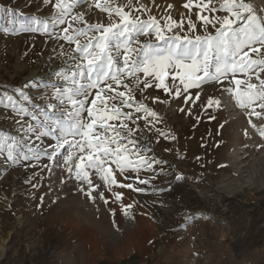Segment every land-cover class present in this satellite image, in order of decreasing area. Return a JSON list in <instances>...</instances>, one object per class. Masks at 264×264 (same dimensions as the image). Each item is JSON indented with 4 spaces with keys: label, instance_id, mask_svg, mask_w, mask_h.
Wrapping results in <instances>:
<instances>
[{
    "label": "rangeland",
    "instance_id": "374dc122",
    "mask_svg": "<svg viewBox=\"0 0 264 264\" xmlns=\"http://www.w3.org/2000/svg\"><path fill=\"white\" fill-rule=\"evenodd\" d=\"M142 2L162 23L167 5H173L168 11L174 19L190 15L197 24L195 34H203L198 9L183 8L186 0ZM246 2L264 18V0ZM0 6L16 9L17 20L43 19L54 12L43 0H0ZM98 15L102 20L106 16L95 9L89 13L92 21ZM8 19L0 12V25L9 27ZM173 31L192 35L186 19L183 29ZM61 45L69 51L64 41L43 32L4 33L0 28V96L7 91L19 98L16 89L29 82L61 83L55 72L65 61L71 63L60 54ZM227 86V81L206 80L179 98L155 85L146 90L145 102L159 117L155 129L166 135L154 129L141 143L161 163L139 173L142 179L155 177L147 185L125 180L118 172L116 177L144 192L117 186L109 190L93 172V182L100 185L93 202L79 190L81 182L69 178L65 153L55 162L41 156L15 165L0 156V264H121L132 257L136 259L129 264H264V137L259 134L264 119L250 118L249 109L238 106ZM24 91L42 103L38 89ZM186 95L192 99L186 101ZM155 96L167 103H151ZM210 97L220 106L208 107ZM11 117L12 111L0 105V130L16 135ZM50 143V137L44 138V145ZM117 192L122 200L115 199ZM128 204L133 206L125 214Z\"/></svg>",
    "mask_w": 264,
    "mask_h": 264
},
{
    "label": "snow or ice",
    "instance_id": "6c2138e0",
    "mask_svg": "<svg viewBox=\"0 0 264 264\" xmlns=\"http://www.w3.org/2000/svg\"><path fill=\"white\" fill-rule=\"evenodd\" d=\"M151 2L155 4V0ZM43 3L52 6V15L43 19L33 16L30 20H17L16 9L0 6V12L9 17V27L0 25L4 33L48 34L50 39L69 45L68 52L61 45L60 54L71 61H65L55 72L59 84L29 82L16 89L19 98L7 91L0 96V105L13 113L17 133L0 130V156L6 161L15 165L47 156L55 162L58 154L65 153L63 161L69 178L81 182L79 190L95 202L92 194L100 185L93 182V172L109 190L117 186L145 191L118 181L117 172L123 179H134L142 185L155 178L142 179L139 175L141 170L153 171L154 165L161 163L148 156L152 149L141 143L159 122L158 113L145 102L149 100L146 90L154 85L179 98L192 88L199 89L206 80L221 85L227 81L225 90L234 95L238 106L249 109L250 118L264 119V18L258 17L246 0H186L183 8L189 12L193 7L198 9L202 35L195 34L197 24L190 15L174 19L168 11L173 8L171 4L165 9L162 23L142 0ZM94 9L106 14L105 18L98 15L92 21L89 13ZM218 12L226 14L213 15ZM185 19L192 35L175 34L174 29L184 28ZM210 27L214 32L209 31ZM159 42H164L163 46ZM169 77L170 84L166 83ZM27 88L38 89L42 103L34 102L24 91ZM199 98L197 92L195 99ZM185 99L192 97L186 95ZM151 103L167 101L155 96ZM214 104L219 107L220 101L210 97L207 106ZM249 123L257 127L251 119ZM155 131L166 135L159 129ZM259 134L264 137V127ZM47 137L54 143L44 145ZM99 195L109 203L103 192ZM114 195L116 200L123 199L122 193ZM132 206H123L125 214Z\"/></svg>",
    "mask_w": 264,
    "mask_h": 264
},
{
    "label": "trees",
    "instance_id": "16d2710c",
    "mask_svg": "<svg viewBox=\"0 0 264 264\" xmlns=\"http://www.w3.org/2000/svg\"><path fill=\"white\" fill-rule=\"evenodd\" d=\"M134 259H136V257H132L130 260L123 261L121 264H129V263H131V261H133ZM102 264H104V263H102Z\"/></svg>",
    "mask_w": 264,
    "mask_h": 264
}]
</instances>
